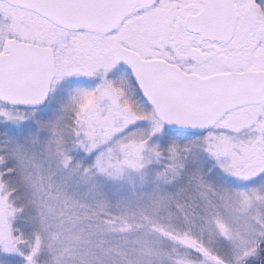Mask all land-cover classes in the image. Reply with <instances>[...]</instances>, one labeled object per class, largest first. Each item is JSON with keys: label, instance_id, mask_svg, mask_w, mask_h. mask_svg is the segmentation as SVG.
<instances>
[{"label": "snow or ice", "instance_id": "1", "mask_svg": "<svg viewBox=\"0 0 264 264\" xmlns=\"http://www.w3.org/2000/svg\"><path fill=\"white\" fill-rule=\"evenodd\" d=\"M0 264H264V0H0Z\"/></svg>", "mask_w": 264, "mask_h": 264}]
</instances>
